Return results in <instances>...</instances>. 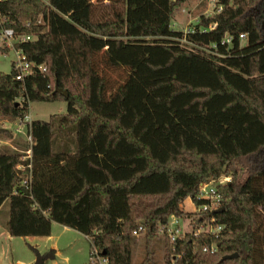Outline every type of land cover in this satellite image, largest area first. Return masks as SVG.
<instances>
[{
  "label": "trees",
  "instance_id": "1",
  "mask_svg": "<svg viewBox=\"0 0 264 264\" xmlns=\"http://www.w3.org/2000/svg\"><path fill=\"white\" fill-rule=\"evenodd\" d=\"M186 1L0 4L11 28L37 34L16 47L35 66L24 82L13 68L0 73V119L24 118L28 102L66 103L64 115L29 125V190V170L18 168L29 161L0 151V224L10 236L49 235L56 222L90 236L108 264H132L131 233L141 222L140 264H156L157 227L188 216L186 199L199 205L200 182L227 176L218 187L223 210L214 213L225 226L218 252H201L209 237L187 236L174 264H264V0H220L219 14L184 34L171 21ZM40 16L43 25L25 27ZM107 72L122 81L112 85Z\"/></svg>",
  "mask_w": 264,
  "mask_h": 264
},
{
  "label": "rangeland",
  "instance_id": "2",
  "mask_svg": "<svg viewBox=\"0 0 264 264\" xmlns=\"http://www.w3.org/2000/svg\"><path fill=\"white\" fill-rule=\"evenodd\" d=\"M96 0H93L95 2ZM211 7L209 0H187L181 8L174 14L171 21V28L174 31L184 34L192 31L201 16H210ZM242 45L245 41L241 42ZM4 47L0 46V49ZM15 56L12 50H0V73L9 74L12 69V62ZM112 85L116 86L122 78L117 72H107ZM20 103V101H17ZM29 109L26 116L21 119L9 120L0 119V128L10 133V136L0 135V151H15L24 157L25 151L29 147L27 139L29 137V125L32 121H48L50 117L64 115L66 113V103L63 101L54 102H32L28 104ZM227 176H221L215 180L222 182ZM192 204L190 199H186L182 208L188 210ZM8 208V202L4 204V209ZM194 207L192 206V209ZM4 219V214L2 215ZM164 238L157 237L153 242L154 261L156 264H165V244ZM145 235L134 237L132 240V264H140L145 259L146 244ZM58 250L54 253L53 259H47L43 264H88L90 245L88 240L80 235L76 230H66L63 225L55 223L51 227L49 235H27V236H2L0 237V255L13 258L15 261L30 262L29 258L35 260V251L45 254L50 250ZM30 263V264H31Z\"/></svg>",
  "mask_w": 264,
  "mask_h": 264
},
{
  "label": "built area",
  "instance_id": "3",
  "mask_svg": "<svg viewBox=\"0 0 264 264\" xmlns=\"http://www.w3.org/2000/svg\"><path fill=\"white\" fill-rule=\"evenodd\" d=\"M6 0H0V4ZM40 1L45 9H50L51 5L49 0H38ZM209 5L211 7V15L219 14L223 10V5L220 0H209ZM45 23L44 17L40 16L33 24V22L28 21L25 27H31L32 25H43ZM192 32V31H190ZM36 33L21 34L11 28L6 20V16L1 14L0 11V46L12 50L15 56L12 62V68L16 70L17 75L15 79L21 83L24 82L25 78L29 76L33 69L35 68L33 63H30L22 50L16 47L22 45L26 42H31L36 40ZM231 37L226 36L222 40V44H231ZM240 42L245 41V36H239ZM38 70L40 73L46 71L44 66H39ZM21 101V99L19 100ZM29 104V102H28ZM29 109V107H28ZM29 143L28 149L25 151V155L21 158L23 161H29L27 165H19V169H28L29 176L23 180L22 185L26 190L30 189L31 181V147L33 145V140L29 133L27 139ZM230 180L225 178L222 182L216 183V181L200 182L197 186L196 201L199 205L192 202L194 207L192 211L187 212L184 208V213H188V216H177L171 215L168 223L164 226H158L155 233L168 241L171 249V264H174L178 259H181L184 252L175 253L177 246L176 244L185 239L187 236L193 238H198L199 236L209 237V242H204L201 247V252L204 254H216L219 250L217 238L219 234L224 229V224L219 223L214 216V210L221 208V204L224 201L223 196L218 192V187L226 184ZM147 231V225L139 222L137 227L132 231V236L137 237L145 234ZM89 242L90 249L88 255V264H108V258L100 253L98 248L94 245L90 236H85Z\"/></svg>",
  "mask_w": 264,
  "mask_h": 264
},
{
  "label": "water",
  "instance_id": "4",
  "mask_svg": "<svg viewBox=\"0 0 264 264\" xmlns=\"http://www.w3.org/2000/svg\"><path fill=\"white\" fill-rule=\"evenodd\" d=\"M54 93L64 97L65 99L68 98L67 92L63 91L62 89L58 88L57 85H55ZM223 210V208H218L214 210V213H220ZM237 257V254H229L224 256V259H231ZM54 258V250H50L49 252L45 254H41L39 251H35V260L31 264H43L45 260L47 259H53Z\"/></svg>",
  "mask_w": 264,
  "mask_h": 264
},
{
  "label": "crops",
  "instance_id": "5",
  "mask_svg": "<svg viewBox=\"0 0 264 264\" xmlns=\"http://www.w3.org/2000/svg\"><path fill=\"white\" fill-rule=\"evenodd\" d=\"M190 209H188V210H186L187 212H189V211H192L193 209H192V204H190ZM56 222H52L51 223V227H52V225L53 224H55ZM63 228L64 229H66V230H71L72 228H69V227H66V226H63ZM72 230H74V229H72ZM78 232V231H77ZM80 235H82V236H84L85 237V235H83L82 233H80V232H78ZM2 236H7V237H11L10 236V234L8 233V231L0 224V237H2ZM86 238V237H85ZM54 253L55 254H58V250L57 251H55L54 250ZM32 259L33 258H29V261L30 262H28V263H25V262H23V261H15L13 258H8V257H6L5 258V256H1L0 255V264H30L31 263V261H32Z\"/></svg>",
  "mask_w": 264,
  "mask_h": 264
},
{
  "label": "flooded vegetation",
  "instance_id": "6",
  "mask_svg": "<svg viewBox=\"0 0 264 264\" xmlns=\"http://www.w3.org/2000/svg\"><path fill=\"white\" fill-rule=\"evenodd\" d=\"M262 28L264 29V18L262 20Z\"/></svg>",
  "mask_w": 264,
  "mask_h": 264
}]
</instances>
